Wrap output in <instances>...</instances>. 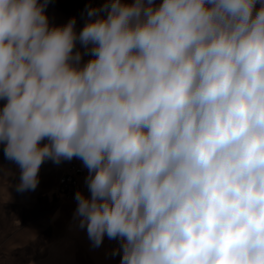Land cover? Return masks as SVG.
Instances as JSON below:
<instances>
[{
	"label": "clouds",
	"instance_id": "obj_1",
	"mask_svg": "<svg viewBox=\"0 0 264 264\" xmlns=\"http://www.w3.org/2000/svg\"><path fill=\"white\" fill-rule=\"evenodd\" d=\"M48 3L0 0L17 191L76 158L73 218L120 264H264V0H106L79 32Z\"/></svg>",
	"mask_w": 264,
	"mask_h": 264
},
{
	"label": "crops",
	"instance_id": "obj_2",
	"mask_svg": "<svg viewBox=\"0 0 264 264\" xmlns=\"http://www.w3.org/2000/svg\"><path fill=\"white\" fill-rule=\"evenodd\" d=\"M89 58L84 55L83 62ZM40 196L36 191V217L28 223L18 221L16 232L7 242L6 248H14L16 253L2 255L0 264H120L121 255L113 254L119 242L105 237L100 247H93L86 231L73 218L76 204L63 203L55 194L56 199L48 198L49 206L41 212Z\"/></svg>",
	"mask_w": 264,
	"mask_h": 264
},
{
	"label": "rangeland",
	"instance_id": "obj_3",
	"mask_svg": "<svg viewBox=\"0 0 264 264\" xmlns=\"http://www.w3.org/2000/svg\"><path fill=\"white\" fill-rule=\"evenodd\" d=\"M105 2L106 0H49L46 14L51 25H63L75 18L76 31L79 32L87 20L86 8L100 7ZM77 49L83 51L79 43H77ZM3 103L4 101H0V107ZM65 162L58 165L51 160L44 162L39 172L40 182L37 188L19 192L16 189L19 183L18 166L5 158L3 145L0 144V259L4 258L1 256L5 253H16L14 248L7 249L6 245L16 232L17 222L28 223L36 217V191L42 195L37 198L41 212L49 206L48 198L56 199L54 184ZM13 195L16 196L13 197Z\"/></svg>",
	"mask_w": 264,
	"mask_h": 264
},
{
	"label": "built area",
	"instance_id": "obj_4",
	"mask_svg": "<svg viewBox=\"0 0 264 264\" xmlns=\"http://www.w3.org/2000/svg\"><path fill=\"white\" fill-rule=\"evenodd\" d=\"M88 170L79 159L66 161L54 184V191L59 201L76 204L74 199L77 190L90 195L85 184Z\"/></svg>",
	"mask_w": 264,
	"mask_h": 264
}]
</instances>
